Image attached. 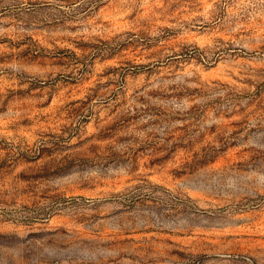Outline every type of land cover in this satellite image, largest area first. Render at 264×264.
I'll use <instances>...</instances> for the list:
<instances>
[{
    "label": "rangeland",
    "instance_id": "374dc122",
    "mask_svg": "<svg viewBox=\"0 0 264 264\" xmlns=\"http://www.w3.org/2000/svg\"><path fill=\"white\" fill-rule=\"evenodd\" d=\"M0 264H264V0H0Z\"/></svg>",
    "mask_w": 264,
    "mask_h": 264
}]
</instances>
